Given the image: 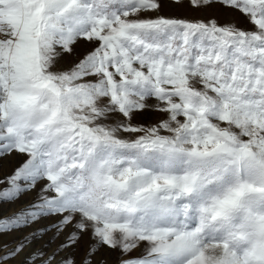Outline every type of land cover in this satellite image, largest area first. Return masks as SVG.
Listing matches in <instances>:
<instances>
[{"label": "rangeland", "instance_id": "obj_1", "mask_svg": "<svg viewBox=\"0 0 264 264\" xmlns=\"http://www.w3.org/2000/svg\"><path fill=\"white\" fill-rule=\"evenodd\" d=\"M0 264H264V0H0Z\"/></svg>", "mask_w": 264, "mask_h": 264}]
</instances>
